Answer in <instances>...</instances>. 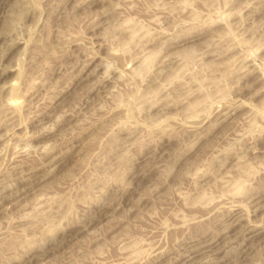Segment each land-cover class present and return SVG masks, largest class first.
I'll return each instance as SVG.
<instances>
[{"label":"rangeland","instance_id":"rangeland-1","mask_svg":"<svg viewBox=\"0 0 264 264\" xmlns=\"http://www.w3.org/2000/svg\"><path fill=\"white\" fill-rule=\"evenodd\" d=\"M263 229L264 0H0V264H264Z\"/></svg>","mask_w":264,"mask_h":264},{"label":"bare ground","instance_id":"bare-ground-1","mask_svg":"<svg viewBox=\"0 0 264 264\" xmlns=\"http://www.w3.org/2000/svg\"><path fill=\"white\" fill-rule=\"evenodd\" d=\"M11 100H12V98H11ZM233 206H234V205H233ZM247 230H248V229H247ZM263 230H264V229H263ZM244 232H245V231H244ZM246 232H247V231H246ZM246 232H245V233H246ZM246 235H248V234H246ZM243 240H244V239H243ZM180 253H181V252H180ZM187 258H188V257H187ZM189 258H190V257H189Z\"/></svg>","mask_w":264,"mask_h":264}]
</instances>
